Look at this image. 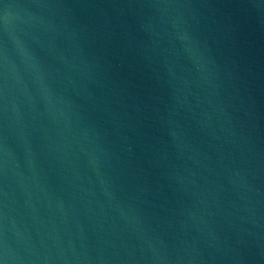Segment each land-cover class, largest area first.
<instances>
[{
  "label": "water",
  "instance_id": "1",
  "mask_svg": "<svg viewBox=\"0 0 264 264\" xmlns=\"http://www.w3.org/2000/svg\"><path fill=\"white\" fill-rule=\"evenodd\" d=\"M0 264H264V0H0Z\"/></svg>",
  "mask_w": 264,
  "mask_h": 264
}]
</instances>
